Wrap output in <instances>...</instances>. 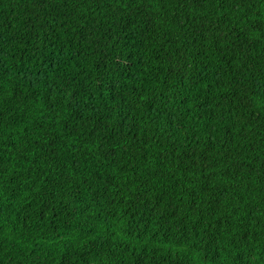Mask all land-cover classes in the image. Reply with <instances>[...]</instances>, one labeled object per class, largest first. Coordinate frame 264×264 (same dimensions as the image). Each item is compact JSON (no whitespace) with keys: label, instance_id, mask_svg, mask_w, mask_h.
I'll list each match as a JSON object with an SVG mask.
<instances>
[{"label":"trees","instance_id":"16d2710c","mask_svg":"<svg viewBox=\"0 0 264 264\" xmlns=\"http://www.w3.org/2000/svg\"><path fill=\"white\" fill-rule=\"evenodd\" d=\"M0 264H264V0H0Z\"/></svg>","mask_w":264,"mask_h":264}]
</instances>
